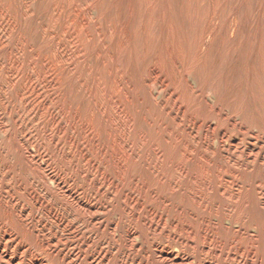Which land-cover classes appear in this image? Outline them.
<instances>
[{"label": "rangeland", "instance_id": "1", "mask_svg": "<svg viewBox=\"0 0 264 264\" xmlns=\"http://www.w3.org/2000/svg\"><path fill=\"white\" fill-rule=\"evenodd\" d=\"M57 2L67 13L73 4L88 2L94 20L102 17L104 25L137 31L153 6L154 55L165 59L166 43L159 35L168 27L176 29L171 41L185 48L189 64L201 55L202 72L189 71L187 80L205 98L211 129L202 130L200 138H206L210 164L198 174L209 179L212 190L180 177L170 164L163 165L165 180L159 184L145 162L148 156L152 165L155 158L141 146L137 163L119 180L114 166L86 141L81 125H69L44 68L57 53L49 32L59 35L71 57L74 53L53 22ZM25 7L29 14L17 39L4 16ZM145 47L140 37L133 55L142 77V116L159 118L177 133L172 86L144 83L154 58ZM131 60L121 59L129 74ZM165 65V73L177 78L178 67L169 59ZM97 68L108 80L104 65ZM70 78L74 95L84 101ZM175 180L182 193L172 189ZM139 182L168 200V207L142 191ZM189 192L205 201L196 202ZM0 201V264H264V0H0Z\"/></svg>", "mask_w": 264, "mask_h": 264}, {"label": "bare ground", "instance_id": "2", "mask_svg": "<svg viewBox=\"0 0 264 264\" xmlns=\"http://www.w3.org/2000/svg\"><path fill=\"white\" fill-rule=\"evenodd\" d=\"M52 8L53 22L57 26H60L61 36L68 38L74 53L73 57H71L67 52L68 50L62 49V45L58 40L59 35L49 32L48 37L57 46V53L55 54V62L49 65L44 63V68L51 78L50 84L56 92L54 98L60 103L61 114L69 125L73 129L77 125H81L82 131L85 137H87L86 141L89 145L96 146L100 159L106 160L107 164L110 163L114 166L119 180H124L137 163V147L141 146L151 150L155 158V162L152 165L151 159L148 156L145 158V162L150 164L152 173L158 176L159 184H162L165 180L164 174L161 173L163 165L170 164L174 166V170L180 177L189 179L199 188L212 190L213 187L209 179L206 176L198 174L199 171H205L210 164L209 157L206 154L207 149L205 148L206 138H200L202 130L207 132V129H211L207 125L206 116L204 117L205 98L203 91L194 89L187 80L189 71L197 69L202 72L201 55L199 54L193 64H189L185 48L171 41L176 36V29L174 27L166 28L159 35L166 43L165 50L167 53L165 52V59H159L154 55L155 48L157 47V36L153 31V27L157 17L153 6H149L146 9L147 24L141 31H137L134 28L129 29L126 25L122 27H119V24L111 23L104 25L102 17L94 20L91 15L92 5L88 2L80 5L77 3L73 4L69 13L66 12L65 5L58 2ZM22 9L23 12L16 11L11 18H8L6 15L4 16L9 33L14 34L17 39L21 36L23 19L29 14L26 7ZM131 11L133 13L130 14L127 21L132 23L135 20L136 14L135 9L132 8ZM140 37L143 40V45L146 46V50H149L154 57L148 65L149 75L144 80V83L148 85L151 81H158L161 84H168L167 87L172 86L170 97L176 105L177 114L174 117V122L176 123V128L179 129L177 133L174 128L165 125L159 118L156 119L155 117L152 122L146 116H142L144 109L141 110L142 99L138 93L139 78L142 77L139 66L133 57L135 45ZM31 54L37 58L39 56L36 51H32ZM123 56H127V60L128 57L132 58L131 68L133 70L130 74L128 73L129 67L125 68V63L121 61ZM166 59L171 60L173 65L178 67L177 78H172L165 73ZM178 62L180 63L178 64ZM97 63L104 65L108 80L104 75L100 74ZM70 77L74 78L78 83L84 101H79L74 95V84ZM112 111H114V115H112ZM97 113L100 114V119L96 118ZM111 126L113 129L109 128ZM211 132L214 133L215 129ZM166 135L172 138L168 139ZM162 137L165 138L164 144L160 143ZM176 157L179 158L177 162H175L178 159ZM138 186L142 191L149 192L153 199H158L165 207H168L169 201L164 197L158 196L157 192L146 183L139 182ZM171 186L177 193L184 191L181 188L179 180H175ZM192 194L195 195L196 202L200 201L203 203L205 201L202 194L190 193V195ZM227 194L224 195L228 196ZM197 196L200 197L198 198ZM204 208L207 209V207ZM175 209L181 215H184L185 211L183 208L176 206ZM150 228L152 227L150 226ZM131 235H133V232L130 233L129 237ZM3 238L5 240V237ZM12 243L11 240L8 241L5 247H11Z\"/></svg>", "mask_w": 264, "mask_h": 264}]
</instances>
